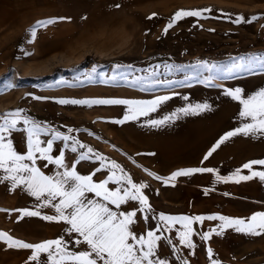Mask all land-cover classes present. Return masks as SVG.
<instances>
[{
  "label": "rangeland",
  "instance_id": "obj_1",
  "mask_svg": "<svg viewBox=\"0 0 264 264\" xmlns=\"http://www.w3.org/2000/svg\"><path fill=\"white\" fill-rule=\"evenodd\" d=\"M181 9L210 11L201 17L179 19L165 32ZM239 16L251 22L234 23ZM60 17L65 19L37 28L35 37L29 31L38 20ZM261 56L264 0H0V115L21 109V117L49 129L40 135L41 141L60 132L91 147V158L75 163L87 147L77 144L73 152L71 141L56 139L50 155L63 154L64 163L69 167L75 163L81 175L95 173V182L111 175V162L115 161L134 182L147 183L143 191L151 211H137L131 225L138 236L164 225L160 213L248 218L264 212V181L236 182L232 177L237 169L241 175L264 170V165L242 167L264 160V136L238 134L204 157L226 133L250 122L240 116L242 103L226 93L240 88L244 99L264 89ZM157 96L170 99L147 116L122 124L115 121L127 114L126 105L58 103L59 99L152 100ZM203 103L211 105V110L187 115L178 111ZM174 113L177 118L159 126L149 123ZM26 128L21 119L7 136L21 155L28 152ZM96 153L106 159H96ZM36 166L49 176L64 170L43 159H37ZM98 168L101 170L95 171ZM189 168L216 171L180 176L170 183L149 174L167 178ZM218 175L230 179L217 180ZM120 186L114 181L108 184L110 189ZM85 195L104 202L94 193ZM31 198L36 197L23 185L13 188L11 181L0 182V231L7 230L17 239L22 225L33 224L32 218L37 216L21 218L20 211H38L35 203H28ZM109 207L124 213L141 206L129 202L119 209ZM42 208L55 211L51 206ZM43 216L42 223L47 225L49 221ZM221 223L210 219L194 222V248L179 242L183 231L180 223L162 228L157 232L161 239L155 258L166 264H212L213 260L218 264H264V233L228 228L217 234ZM213 228L217 232L202 239ZM1 242L5 241L0 240V264L2 259L5 264V258L8 264L20 263L26 249L9 248Z\"/></svg>",
  "mask_w": 264,
  "mask_h": 264
},
{
  "label": "snow or ice",
  "instance_id": "obj_2",
  "mask_svg": "<svg viewBox=\"0 0 264 264\" xmlns=\"http://www.w3.org/2000/svg\"><path fill=\"white\" fill-rule=\"evenodd\" d=\"M203 10H184L181 9L175 13L165 28H171L173 24L184 17L195 16L201 17ZM155 15V14H154ZM60 18H48L46 20H38L29 31L35 37L37 28L47 27L50 24L56 23ZM257 19V17H252ZM234 23H248L250 20H245L243 16L237 17ZM255 57L253 60L255 61ZM206 64L207 62H201ZM260 68L264 70V56L260 57ZM242 89H228L227 95L238 100L243 105V111L240 116L249 118L250 122L242 124L233 131L225 134L224 137L213 147L212 150L204 157L207 159L219 147L220 143L230 137L238 134L245 136H255L259 134L264 136V89L249 95L242 99ZM42 99L41 97H36ZM170 99L169 96H157L152 100H130V99H59L60 104H80V105H126L127 114L122 120L115 121L116 123H124L129 120H137L140 116H147L153 112L164 101ZM211 110V105L207 103L188 105L178 111L185 115L199 114V112ZM23 110L17 109L0 115V170H3L5 175L0 176V182L11 181L13 188L23 185L30 195L42 201L41 206H51L55 209V215H45L43 219L48 221H63L69 225L65 231L69 234H78L75 243H83L87 245L88 250L75 252L70 251L67 247V241L63 237L51 240H45L40 243L32 244L16 239L6 232L0 231V240H4L9 248H21L33 250L29 259L37 264H166L165 261L155 258V250L158 247V241L161 236L157 235L162 228H169L175 223H180L183 226V231L180 232V243L187 245L189 248H194V243L191 240V235L194 232L192 227L194 222L203 223L205 219L220 220L222 223L218 225L219 232L222 233L225 229L233 228L237 232H244L254 235L264 233V212L254 213L248 218H234L223 215L204 216H170L164 213L159 214V220L164 222L163 226H158L156 230L147 231L146 235H140L131 231V225L135 222L137 211H151L148 197L144 194L143 189L148 185L145 182L136 183L132 177L124 172L123 168L115 161L111 162V175L100 182L93 181L92 176L95 174L81 175L75 169V163L80 160L90 159L89 153H93V149L83 144L73 136H65L60 132H55L52 139L41 141L40 135L47 134L49 129L41 127L40 124L21 117L20 113ZM177 118V114L166 116L163 120H152L149 123L153 126H159L166 121ZM21 119L23 124L27 126V155L18 154L11 140L7 136L15 129ZM63 139L72 142L71 150L77 151L75 145L79 144L81 148L87 147V152H81L75 163L69 167L64 163L63 154L59 157L50 155L53 149V140ZM46 144L41 147V144ZM96 159L105 160L106 158L96 153ZM43 159L49 163L63 168L62 172H57L55 176L45 175L39 167L36 166V160ZM28 161V163H25ZM254 165H264V160H253L245 163L244 169H252ZM104 167V165H102ZM98 168L95 171H100ZM117 170L121 173L117 175ZM145 171H148L145 169ZM212 168H189L179 169L173 172L169 177L164 178L149 173L155 176L156 179L163 180L165 183L175 181L177 177L188 176L198 172H214ZM240 169H237L232 178L236 182L259 178L264 181V170H253L250 175H241ZM230 178L217 176V180H227ZM114 181L120 184V187L110 189L108 184ZM86 193H94L95 196L102 198L104 202H98L86 198ZM58 201V202H57ZM129 202H138L141 206L138 209L118 213L114 211L109 204L114 205L119 209L121 205ZM23 216H40L39 211H31L28 209L20 210ZM145 219L148 217L145 216ZM212 232H217L213 228L208 233H204L202 239H209ZM167 239V238H166ZM209 256L212 255V249H208ZM187 264V261L184 262ZM212 264H218L213 260Z\"/></svg>",
  "mask_w": 264,
  "mask_h": 264
},
{
  "label": "crops",
  "instance_id": "obj_3",
  "mask_svg": "<svg viewBox=\"0 0 264 264\" xmlns=\"http://www.w3.org/2000/svg\"><path fill=\"white\" fill-rule=\"evenodd\" d=\"M30 202L35 203L36 206L38 207V211L41 213L40 216H37L36 220L32 218V223L35 224L37 222L38 224L36 225H38L39 227L37 228L36 225H33V224H29V226L27 227L25 225H22L21 227L22 235L17 239L25 241L27 243L36 244V243L43 242L45 240H51V239H57V238L63 237V239L68 242L67 247L70 251L80 252V251L88 250L87 245L83 243H80V244L75 243L77 239H82L78 237V234H75V233L69 234L65 231V229L69 227V225H67L66 222L60 221L57 224H54L52 223L53 221H49L47 225L42 223L41 218L43 215L44 216L47 214L55 215V211L53 213L47 212L46 209L42 208L41 206L42 201L38 200L37 198L29 199L28 203ZM55 225H60V226H55ZM5 228H8V227H5ZM5 232H8V231L6 230ZM10 232L13 233L15 231L11 230ZM3 243H6V242H1V245ZM32 251L33 250L31 249H26V251L23 252L22 261L16 264H37V262H33L29 259ZM6 255L8 254L6 253ZM2 260L3 261L1 263L4 264V259ZM5 260H6L5 264H8V261L6 258Z\"/></svg>",
  "mask_w": 264,
  "mask_h": 264
}]
</instances>
